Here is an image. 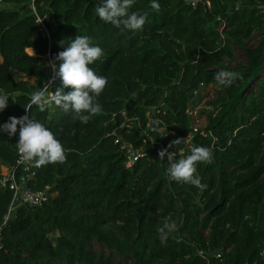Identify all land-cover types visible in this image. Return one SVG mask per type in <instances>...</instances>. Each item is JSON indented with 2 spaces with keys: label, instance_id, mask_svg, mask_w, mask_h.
I'll return each mask as SVG.
<instances>
[{
  "label": "trees",
  "instance_id": "1",
  "mask_svg": "<svg viewBox=\"0 0 264 264\" xmlns=\"http://www.w3.org/2000/svg\"><path fill=\"white\" fill-rule=\"evenodd\" d=\"M157 2L159 11L152 0H135L129 14L147 13V20L132 31L99 19L102 0L0 1V94L9 95L0 125L28 115L55 134L67 156L63 164L32 163L27 185L49 187L40 205H19L6 217L12 189L0 184V264L264 261V0ZM32 7L48 15V34ZM77 35L103 50L89 67L108 80L97 97L103 112L87 124L54 103L44 111L31 103L45 84L62 87L48 62ZM234 47L244 59L229 65ZM220 70L243 78L221 86ZM200 82L206 96L215 95L195 117L186 109ZM190 132L193 145L214 154L197 166L204 191L171 180L159 157ZM18 141L19 128L12 137L0 132V167L15 164ZM123 141L144 146L130 166ZM183 146L169 148L177 160L187 157Z\"/></svg>",
  "mask_w": 264,
  "mask_h": 264
},
{
  "label": "clouds",
  "instance_id": "2",
  "mask_svg": "<svg viewBox=\"0 0 264 264\" xmlns=\"http://www.w3.org/2000/svg\"><path fill=\"white\" fill-rule=\"evenodd\" d=\"M134 3L135 0H102V3L95 8V13L101 21L117 28L123 25L124 28L132 31H142L147 20V13L129 14V9ZM151 8L159 11L160 5L157 0H152ZM102 54L103 50L99 46L91 45L89 37L77 35L65 50L60 51L53 60L48 62L54 73L53 81L58 77L62 87L49 91L50 83L45 84L41 91L32 94L31 103L40 111H44L46 106L54 103L65 113H75V117L84 124H87L92 117L102 114L103 108L98 103L97 97L106 88L108 80L104 76L97 75L89 67ZM57 62H59L58 67ZM242 78L241 73L228 70H220L215 76L221 86H231L236 79ZM69 88L71 91H65ZM8 98L9 95L0 94V111L8 106ZM18 128L17 147L21 162H34L37 167L66 163L65 148L44 124L28 115L19 118L13 116L10 117L9 122L0 125V132H5L12 137L17 134ZM184 139L173 140L168 148L159 152V157L161 160H167V171L171 180L190 184L204 191L207 185L202 183V178L197 174V166L201 163H212L213 150L209 147L193 146L190 155L177 160L176 153L169 151V148H172L173 144L183 142Z\"/></svg>",
  "mask_w": 264,
  "mask_h": 264
},
{
  "label": "built area",
  "instance_id": "3",
  "mask_svg": "<svg viewBox=\"0 0 264 264\" xmlns=\"http://www.w3.org/2000/svg\"><path fill=\"white\" fill-rule=\"evenodd\" d=\"M1 1V0H0ZM191 3H194L197 0H187ZM33 8V12L35 14V23L39 30L45 34H48L46 25H45V19H47L48 15L46 13H41ZM40 22V23H38ZM206 85L203 82H200L197 87L191 90V98L198 93L199 101L202 100V98H206ZM201 88H204L205 90L200 91ZM214 97V96H213ZM190 98V100H191ZM186 111L195 117H197L196 110L194 109L193 105H190V102L187 105ZM151 120V118L149 119ZM196 120H198L196 118ZM197 126L194 125L193 130H196ZM191 132L186 136L184 139V146L180 150V152H184L185 156H188L191 154V148L195 145L191 143ZM145 141V139H143ZM149 139V143H150ZM121 148L124 149V152L126 154V165L130 166L135 160H137L140 156L145 154L144 146H140L139 148L133 147L131 143L123 141L121 143ZM5 168V169H4ZM34 174V171L32 170V163L27 162H21L20 155L18 153L17 148V155L15 164L9 167H0V184L6 185L10 189H12V199L8 208V214L6 217L11 215L14 211V209L19 205H40L46 198L49 188L48 186H45L41 190H34L30 188L27 185V181L30 176ZM264 253V245L260 251V254ZM262 258H264V255H261ZM257 264V263H254ZM260 264H264V261Z\"/></svg>",
  "mask_w": 264,
  "mask_h": 264
},
{
  "label": "rangeland",
  "instance_id": "4",
  "mask_svg": "<svg viewBox=\"0 0 264 264\" xmlns=\"http://www.w3.org/2000/svg\"><path fill=\"white\" fill-rule=\"evenodd\" d=\"M254 40V38L253 39H250V40H248L247 42L249 43V44H252V41ZM27 51L29 52V53H33V49L32 48H27ZM232 51H233V55H234V60H232V61H228V63H230L229 65H233L234 63H238V62H241V61H243V59H244V53L240 50V48H238V47H234L233 49H232ZM26 77H28V76H26ZM205 89L204 88H201L200 89V91H201V93H202V91H204ZM206 91H207V89H206ZM209 93H210V96L208 97V96H206V98H202V100H198L199 99V96H200V94L198 93L197 95H195V96H193L192 98H191V100H190V105H193V107H194V109L196 110V114L195 115H197V117H198V114H199V111L201 110V109H208L210 106L207 104V102L210 100V98H212L215 94L213 93V92H211L210 90H209ZM201 123V120H197V122H196V126H198L199 124ZM5 169V168H4ZM97 248H99V246H97Z\"/></svg>",
  "mask_w": 264,
  "mask_h": 264
},
{
  "label": "water",
  "instance_id": "5",
  "mask_svg": "<svg viewBox=\"0 0 264 264\" xmlns=\"http://www.w3.org/2000/svg\"><path fill=\"white\" fill-rule=\"evenodd\" d=\"M220 252H222V248L214 249L211 252H209L208 254L213 256V255L218 254Z\"/></svg>",
  "mask_w": 264,
  "mask_h": 264
}]
</instances>
